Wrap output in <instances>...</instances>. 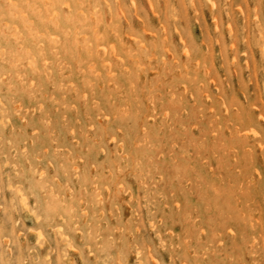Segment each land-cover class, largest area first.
<instances>
[{
	"label": "rangeland",
	"instance_id": "obj_1",
	"mask_svg": "<svg viewBox=\"0 0 264 264\" xmlns=\"http://www.w3.org/2000/svg\"><path fill=\"white\" fill-rule=\"evenodd\" d=\"M0 264H264V0H0Z\"/></svg>",
	"mask_w": 264,
	"mask_h": 264
},
{
	"label": "bare ground",
	"instance_id": "obj_2",
	"mask_svg": "<svg viewBox=\"0 0 264 264\" xmlns=\"http://www.w3.org/2000/svg\"><path fill=\"white\" fill-rule=\"evenodd\" d=\"M107 82H109V81L107 80ZM99 84H100V83H99ZM101 86H103V85H101ZM113 87H114V89H117V88H118L117 85H114ZM219 134H220V133L213 135V138H214V139H217ZM222 151H223V152H222ZM230 151H232V153H230V155H226V154H227V151H224V149H222V150H220V151H217V149H216V150L213 149L212 151H210V155H211V156H217V157H219V158H223V159H225V160H226L229 156H232L233 158L239 159V157H238V155H239V154H238V151H239V150H238V147H236V148H232ZM224 153H225V154H224ZM223 159H221V160H223ZM220 181H221V182H227V183H233V184L235 183L236 186L238 185L237 180H235V179H234L230 174H228V172L225 171V170H224V174L222 175ZM209 195H211L210 197L214 198L215 201L218 200V199H217L218 194H217V192H216L215 190H213ZM225 201H226V202H230L231 199L226 198Z\"/></svg>",
	"mask_w": 264,
	"mask_h": 264
}]
</instances>
